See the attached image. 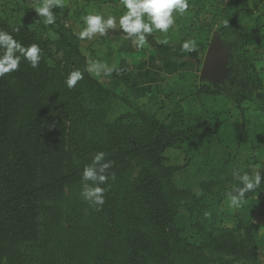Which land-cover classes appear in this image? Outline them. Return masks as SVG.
I'll use <instances>...</instances> for the list:
<instances>
[{"label": "trees", "instance_id": "trees-1", "mask_svg": "<svg viewBox=\"0 0 264 264\" xmlns=\"http://www.w3.org/2000/svg\"><path fill=\"white\" fill-rule=\"evenodd\" d=\"M25 7L37 21L34 29L0 15V30L42 49L37 68L22 60L0 78V264H262L251 222L212 229L199 243L182 235L181 211L200 216L209 197L237 184L224 162L198 192L177 187L180 168L165 165L164 155L189 145L201 125L179 103L161 119L88 72L68 89V74L86 67L81 40L59 10L55 24L45 26L33 7ZM214 28L207 29L205 45ZM215 31L219 47H228L236 85L225 92L202 82L193 97L223 96L244 119L243 103L264 91L253 34L241 20ZM99 151L113 162L109 171L116 179L95 211L74 192ZM261 175V188L243 200L264 195Z\"/></svg>", "mask_w": 264, "mask_h": 264}, {"label": "rangeland", "instance_id": "rangeland-1", "mask_svg": "<svg viewBox=\"0 0 264 264\" xmlns=\"http://www.w3.org/2000/svg\"><path fill=\"white\" fill-rule=\"evenodd\" d=\"M223 1L189 0L188 12L176 15V23L167 34L154 31L148 37L154 35L158 38L160 45L155 50H150L149 44L137 50L130 40L124 38L118 26L107 36L80 41V49L87 61L98 59L121 69L119 74L113 72L110 77L92 74L100 82L120 94L125 91L131 99L161 119H168L179 103L186 116L196 125H201L202 131L189 145L169 149L164 155L165 165L180 168L175 175L177 187L194 192H198L199 183L208 180L224 162L230 164V170L253 173L259 168L261 174L264 173V91L255 93L251 102L243 103L244 119L234 104L223 96H206L200 100L193 97L202 82L225 92H230L236 85V75L227 65L228 47H219L216 42L215 30L223 25L216 22L218 26H215L205 45L209 22L203 20V24H197L199 12L208 7L221 10ZM34 2L33 8L39 5V0ZM63 3V7L55 8L53 12L59 10L62 23L74 33L84 27L86 14H112L118 18L125 11L120 0H63ZM25 6L32 7L26 0H0V15L11 23L25 24L34 29L37 21L24 12ZM255 11L251 9L249 12L254 16ZM248 19L250 23L241 21L250 25L254 34V23L251 17ZM263 20L262 17L258 21ZM186 40L195 41L193 50H181L180 45ZM213 42L220 49L219 66L212 62L205 72L203 66L207 54L213 52L210 47ZM59 56L56 54V57ZM207 72L210 76H204ZM80 191L81 185L74 192L78 198H81ZM228 192L229 188L218 196L209 197L200 216L189 217L181 211L179 225L182 235L190 243H199L204 234L212 229L236 228L238 224L251 222L254 237L262 243L257 255L264 264V195L243 200L239 208H234L230 206Z\"/></svg>", "mask_w": 264, "mask_h": 264}, {"label": "clouds", "instance_id": "clouds-1", "mask_svg": "<svg viewBox=\"0 0 264 264\" xmlns=\"http://www.w3.org/2000/svg\"><path fill=\"white\" fill-rule=\"evenodd\" d=\"M120 3L125 11L118 18L112 14L107 16L95 12L86 14L83 18L84 27L74 34L79 40L91 41L97 36H107L110 30H116L118 26L124 33V38L130 40L132 46L140 50L148 45V37L154 31L167 34L176 23V15H183L189 10V0H120ZM63 6V0H39V5L34 10L39 18H43V24L50 26L56 21L53 9ZM225 23L228 24V21ZM180 47L183 51L193 50L195 41L186 40ZM22 60H26L32 68H37L42 60V49L36 43L24 46L9 32L0 30V78L17 71ZM120 71L115 64L109 65L93 59L87 61L83 71L79 69L71 71L65 84L68 89L75 88L78 82L84 79V72L110 77L113 72L119 74ZM106 156L103 151L96 152L91 158V163L85 165L81 172L79 195L95 211L102 210L108 182L116 179L115 173L109 171L113 167V162L107 160ZM260 170L257 168L253 173L241 172L240 169L232 171V177L237 184L227 194L231 207L239 208L248 193L261 188Z\"/></svg>", "mask_w": 264, "mask_h": 264}, {"label": "crops", "instance_id": "crops-1", "mask_svg": "<svg viewBox=\"0 0 264 264\" xmlns=\"http://www.w3.org/2000/svg\"><path fill=\"white\" fill-rule=\"evenodd\" d=\"M26 2H30V5H32V7L35 3L34 0H26ZM221 5V10H218V8L215 9L217 13L215 12L214 8L211 9V7H208V9H205L201 13L199 12V20L197 21V24H203L204 22L202 21L205 20V22H209L208 27L206 28L208 29L212 25L218 26L216 22L221 23L223 26H225L227 25L225 23L226 21H228V24L232 20H245L249 22L250 20L248 19V17H251L252 22L254 23L253 28L256 29L253 34L254 57L256 61L255 65L257 70L259 71V76L264 89V20L258 21L262 19V17L264 18V0H225L221 2ZM251 9L256 10L255 12H253L254 16H252V12H249L251 11ZM255 25L258 26L256 27ZM247 26L252 33L253 30L250 25ZM206 38L207 36L205 37V39ZM148 41V48H150V50H155L157 49V46L160 45L158 38L154 35L151 36Z\"/></svg>", "mask_w": 264, "mask_h": 264}, {"label": "water", "instance_id": "water-1", "mask_svg": "<svg viewBox=\"0 0 264 264\" xmlns=\"http://www.w3.org/2000/svg\"><path fill=\"white\" fill-rule=\"evenodd\" d=\"M210 47L213 48V52L212 54H207L206 56V59H205V63H204V66H203V71H205L206 69L208 70L209 69V64H211L212 62L215 63L218 65L219 64V54H220V49L219 47L216 45V43H210ZM211 61V62H210ZM208 64V65H207ZM208 66V67H207ZM219 66V65H218ZM206 70V71H207ZM205 71V72H206ZM204 76H210V73H206Z\"/></svg>", "mask_w": 264, "mask_h": 264}]
</instances>
